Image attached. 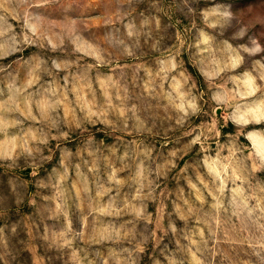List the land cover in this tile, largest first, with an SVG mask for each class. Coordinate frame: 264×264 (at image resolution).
<instances>
[{"label": "clouds", "instance_id": "clouds-1", "mask_svg": "<svg viewBox=\"0 0 264 264\" xmlns=\"http://www.w3.org/2000/svg\"><path fill=\"white\" fill-rule=\"evenodd\" d=\"M0 264H264V0H0Z\"/></svg>", "mask_w": 264, "mask_h": 264}]
</instances>
